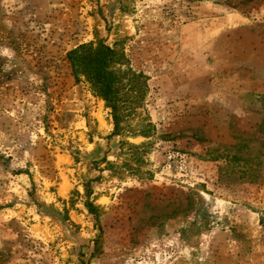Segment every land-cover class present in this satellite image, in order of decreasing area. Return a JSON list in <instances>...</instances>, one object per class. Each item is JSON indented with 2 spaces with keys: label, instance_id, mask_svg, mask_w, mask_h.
I'll return each mask as SVG.
<instances>
[{
  "label": "rangeland",
  "instance_id": "obj_1",
  "mask_svg": "<svg viewBox=\"0 0 264 264\" xmlns=\"http://www.w3.org/2000/svg\"><path fill=\"white\" fill-rule=\"evenodd\" d=\"M0 264H264V0H0Z\"/></svg>",
  "mask_w": 264,
  "mask_h": 264
},
{
  "label": "trees",
  "instance_id": "obj_2",
  "mask_svg": "<svg viewBox=\"0 0 264 264\" xmlns=\"http://www.w3.org/2000/svg\"><path fill=\"white\" fill-rule=\"evenodd\" d=\"M67 60L75 79H84L92 92L100 97L110 109L113 119L112 135L122 133V110L124 101L121 90L123 80H127L128 90L141 83L145 86L142 73L132 71L126 66V59L121 52L99 40L97 43L87 42L77 45L67 52ZM125 66V68H122ZM92 191H88V195ZM93 212L91 203L87 204Z\"/></svg>",
  "mask_w": 264,
  "mask_h": 264
}]
</instances>
